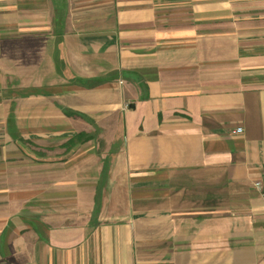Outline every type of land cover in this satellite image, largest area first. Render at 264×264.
<instances>
[{
	"label": "crops",
	"instance_id": "1",
	"mask_svg": "<svg viewBox=\"0 0 264 264\" xmlns=\"http://www.w3.org/2000/svg\"><path fill=\"white\" fill-rule=\"evenodd\" d=\"M0 264H264V0H0Z\"/></svg>",
	"mask_w": 264,
	"mask_h": 264
},
{
	"label": "trees",
	"instance_id": "2",
	"mask_svg": "<svg viewBox=\"0 0 264 264\" xmlns=\"http://www.w3.org/2000/svg\"><path fill=\"white\" fill-rule=\"evenodd\" d=\"M77 138H78L79 141H86L87 139H89L88 136L87 137L86 136L83 137L82 135L77 136ZM71 142H73V140H71L70 143Z\"/></svg>",
	"mask_w": 264,
	"mask_h": 264
},
{
	"label": "built area",
	"instance_id": "3",
	"mask_svg": "<svg viewBox=\"0 0 264 264\" xmlns=\"http://www.w3.org/2000/svg\"><path fill=\"white\" fill-rule=\"evenodd\" d=\"M234 133H240V132H242V128H236L234 131H233ZM256 185H259V183H256Z\"/></svg>",
	"mask_w": 264,
	"mask_h": 264
}]
</instances>
